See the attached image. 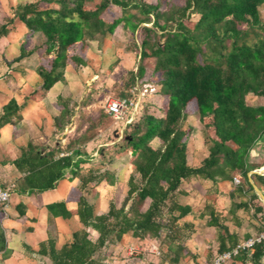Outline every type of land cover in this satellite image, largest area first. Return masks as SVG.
<instances>
[{
  "label": "trees",
  "instance_id": "trees-1",
  "mask_svg": "<svg viewBox=\"0 0 264 264\" xmlns=\"http://www.w3.org/2000/svg\"><path fill=\"white\" fill-rule=\"evenodd\" d=\"M46 1L57 2L58 6L43 9L39 1L18 3L8 21L0 26V37L7 34L8 24L18 20L31 34L41 33L45 38L40 46L30 50L21 45L19 55L13 59L20 62L35 52L44 61L36 69L42 83L32 97L39 100L45 97L65 77L69 63H84L83 55L75 50L77 45L95 34L112 32L121 24L132 34L135 29L140 30L139 63L131 82L145 81L146 71L150 69V80L161 85L164 115H142L132 132L125 135L124 142L132 155L138 180L134 176L128 180L121 207L111 202L102 213H95L83 190L92 182L112 183V175H98L92 170L82 174L80 165L88 158L84 150L74 147L80 138L71 142L65 155L58 148L43 153L32 142L22 148L21 154L10 162L22 174L14 185L17 193L55 189L66 172L69 181L80 182L79 186L70 188L64 200L51 202L46 209L54 218H74L81 225L82 234L73 231L59 248L48 237L41 242L37 254L48 257L51 264H105L97 254L121 235L130 233L156 239L166 231V237L174 241L179 236L175 223L188 215L191 207L172 201L171 197L188 178L209 180L218 188L220 182L238 177L241 184L231 190L230 197L252 194L248 201L242 200L234 206L252 210V216L261 221L259 230L263 231L260 218H264V205L249 182L248 172L262 165L251 164L249 155L259 142L264 144V104L250 105L246 97L251 94L264 98V34L252 43L246 37L260 23L258 6L264 0H183L182 6L172 11L162 10L165 0ZM129 8L136 12H129ZM191 14H198L199 18L193 22ZM130 95L127 92L120 97ZM21 108L11 98L2 107L0 129L19 115ZM194 112L200 115L210 143L208 155L199 166L187 163L191 127L182 128L187 116ZM55 121L60 126L59 118ZM250 177L259 188L264 187V173H253ZM146 200L149 204L142 210ZM129 201L131 204L125 209ZM69 202L75 206L70 208ZM205 208L209 210L206 225L218 232L217 253L236 247L239 244L236 234L224 235L221 230L227 227L219 222L212 204ZM165 209L170 216L167 220ZM16 210L19 218L28 220L23 203H18ZM174 212L178 214L175 216ZM1 214L0 209V217ZM91 233H95L94 238ZM4 242L0 231L1 250ZM170 248L174 249L172 245ZM263 257L264 239L232 256L237 264H264Z\"/></svg>",
  "mask_w": 264,
  "mask_h": 264
},
{
  "label": "rangeland",
  "instance_id": "rangeland-1",
  "mask_svg": "<svg viewBox=\"0 0 264 264\" xmlns=\"http://www.w3.org/2000/svg\"><path fill=\"white\" fill-rule=\"evenodd\" d=\"M34 1H39L43 9L58 6L57 2L46 0H0V26L8 21L16 4ZM182 4L183 0H165L161 7L162 10L172 11L180 8ZM129 12L134 13L136 9L129 8ZM258 14L260 23L250 30L246 37L248 43L254 42L259 35L264 34V3L259 4ZM198 18V14L190 15L193 22ZM147 25L150 26L151 23ZM139 31V28L135 29L132 34L120 24L112 32L106 31L102 35L95 34L93 38L87 37L84 44L75 47L77 53L83 55L84 63H69L65 77L39 100L32 97V94L42 83L36 69L44 61L35 52L20 62H13V59L19 55L21 45L25 50H30L40 46L45 38L41 33L31 34L18 20L8 24L7 34L0 37V114L2 107L11 98H15L22 108L19 115L0 129V162H9L0 165V172L4 176L0 187L8 188L12 193L13 181L16 180L18 171L13 169L16 167L10 162L21 154L22 148L29 142L39 146L43 153L58 148L60 154L65 155L71 142L80 138L81 141L74 147L84 150L87 154L85 158H88L80 165L82 174H88L92 170L94 174L112 175V183L106 180L95 185L90 183L83 190L86 199L94 205L95 213L106 212L111 202L116 207L123 205L128 180L133 176L138 180L132 164V155L124 142L125 135L132 132L133 125L142 115H164L161 111V85L155 80H150V69L146 71L145 81L131 82L140 57ZM133 88H136L134 98L137 106L132 112L131 124L127 125L125 120L108 115L106 107L111 100L130 93ZM246 101L250 105L264 104V98L251 94L247 95ZM56 118H59L60 126L57 125ZM187 127H191L187 139V163L190 166H199L208 155L210 143L198 113H190L187 116L182 128ZM257 146L258 151L252 152L249 160L259 165L264 163V144L258 143ZM231 182L225 183L231 188L241 184V180L238 183L232 179ZM79 184L78 179L70 181L67 193L71 187ZM226 184L221 182L216 188L209 180L184 179L171 200L181 205L191 204L194 209L192 213L176 221L179 236L174 241L166 237V231L156 239L129 233L109 241L97 254L98 257L105 264H208L218 250V232L214 229L210 232L206 226L207 217L199 216L198 208L202 209L205 200L218 205L216 208L221 211L219 214H222L218 219L227 227L226 230H221L224 235L230 233V230H235L236 218H239L243 223L245 220L249 223V226L243 225V229L242 226L236 229L240 238L246 239L245 235L249 230L254 231L252 238L257 237L261 231H255L256 228L251 227L252 220L246 218L247 212L234 206L242 198L240 195L227 197L231 191ZM168 202L171 204V201ZM68 204L70 208L75 206L73 202ZM130 204L131 201L127 202L125 209H128ZM148 204L149 200H146L142 210L146 209ZM0 209L5 215L8 214L9 209ZM164 212V219L167 220L169 213L166 209ZM249 212L252 216L253 211ZM174 214L176 216L178 213ZM49 227L51 234L58 241V246L62 245L73 231L82 234V227L74 218L55 223L51 219ZM248 233L251 236V233ZM90 236L94 238L95 233ZM170 245L174 249L170 250Z\"/></svg>",
  "mask_w": 264,
  "mask_h": 264
},
{
  "label": "crops",
  "instance_id": "crops-1",
  "mask_svg": "<svg viewBox=\"0 0 264 264\" xmlns=\"http://www.w3.org/2000/svg\"><path fill=\"white\" fill-rule=\"evenodd\" d=\"M259 143H261V142H259ZM258 148H259V146H256L255 149H253L251 151L249 156H252V152L253 153L257 152ZM16 157L17 156H15V158ZM15 158H12V159L14 160ZM2 162H0V165L2 164ZM249 162L251 164H253V160H249ZM13 169L15 171H18V170H16V168H13ZM253 170H256L257 172H260V173H264V163L261 166L256 167ZM251 175L248 174L249 182L251 180L252 183L256 185L255 181L250 177ZM21 176H22V174L18 171V176H17L16 180L19 179ZM68 176H69V172H66L65 177L58 181L57 187L55 189L47 190V191H44L41 193H33V194L17 193L13 187L16 183V180L13 181L14 185H12L13 190H12V193L10 194L9 205L5 209H3V210L9 209V211L7 212L8 214L5 215L4 211H2V214L0 217V231L3 233L4 238H5L4 249H2V250L0 249V264H51V261L49 260V258L45 257V256L41 257L40 255L37 254V250H38L41 242L45 241L48 237H52L56 241V245L58 248L61 247V245L58 246V241L51 234L49 222L51 219L54 223L58 222L59 220H63V219L54 218L51 215H49L48 211L46 209V205L53 202L52 200L60 201L62 199L63 200L65 199V197L67 195L68 188H69V183H70ZM3 177L4 176L0 172V182H1V179H4ZM3 181L6 182L7 180H3ZM225 182H227V181H224L222 183L226 184ZM228 182L232 183L231 181H228ZM220 184H221V182L219 183V185ZM227 188L230 189L229 191H231L233 189L229 186V184L227 185ZM259 190L262 193V195L264 196V187L261 186L259 188ZM251 194H252V192H246L243 195H240V197L242 199H240L239 202L242 200L248 201ZM227 197L230 198L229 195H227ZM260 199H261V197H260ZM20 202L23 203L26 207V217L28 218V220H26V221L19 218V214L17 213V210H16V206ZM239 202H237V203H239ZM262 203H263V200H262ZM207 204H208V201L205 200L202 209L198 208V210H200L199 216L204 215L208 219L209 210H207V211L205 210L206 209L205 207ZM188 205L191 207L190 213H192L194 208L191 204H188ZM212 206H213V210L215 212V215L217 217H221L222 214H219L221 211L216 208L218 205L216 206V205L212 204ZM246 212H247L246 218L247 219L251 218V220H252V222L250 224L251 227L256 228L255 231L259 230V227H260L259 223L261 221L259 222V219H255L253 216H250L249 214H251V213L249 211H246ZM34 218L37 220L36 223L29 221V219L33 220ZM260 219L261 220L263 219L262 224H264V218L261 217ZM236 220H237V222L234 226L235 230H230V233L236 234L239 244L244 242V240H246V239L248 240V239L254 237L252 235V233H254V231L252 232L248 228L249 231L248 230L247 231L251 233V236L247 232V234L245 235L246 239H244V237H242L243 238V240H242V238H240V235L238 234V231L236 229H238L239 226H242L241 228L243 229L244 228L243 225L249 226V223L245 222L246 220L243 223L242 220L239 218H236ZM219 222H220V220H219ZM206 226L210 232H211V229H214L216 231L215 227L208 226V225H206ZM262 232H264V230L261 231L260 233H262ZM256 236H258V235H256ZM216 239H218L217 236H216ZM217 241H218V248H219L220 241H219V239ZM216 254H217V252L214 254V256ZM262 261L264 263V257H263ZM225 264H237V261H235L233 258H231Z\"/></svg>",
  "mask_w": 264,
  "mask_h": 264
},
{
  "label": "built area",
  "instance_id": "built-area-1",
  "mask_svg": "<svg viewBox=\"0 0 264 264\" xmlns=\"http://www.w3.org/2000/svg\"><path fill=\"white\" fill-rule=\"evenodd\" d=\"M152 90H155L151 87ZM130 91L131 95L129 97H118L116 99L111 100L106 107V113L110 116H113L119 120H125L126 124L130 123L132 120V115L135 107L137 106L136 99L134 98V90ZM130 118V119H129ZM236 182H240L237 177L233 178ZM10 190L8 188L0 187V206L2 209L8 207L10 202ZM260 239H264V232L260 233L255 238H250L229 251L217 253L213 259L208 264H225L228 260L232 258L233 255L238 253L239 249L248 248L253 245L254 242L259 241Z\"/></svg>",
  "mask_w": 264,
  "mask_h": 264
},
{
  "label": "water",
  "instance_id": "water-1",
  "mask_svg": "<svg viewBox=\"0 0 264 264\" xmlns=\"http://www.w3.org/2000/svg\"><path fill=\"white\" fill-rule=\"evenodd\" d=\"M253 173H257V171H256V170H252V171H249V172H248L249 175H251V174H253ZM250 182H251V185H252L253 189L255 190V192H256V193L261 197V199L263 200V204H264V196H263L262 193L260 192L259 188H258L255 184H253L251 180H250Z\"/></svg>",
  "mask_w": 264,
  "mask_h": 264
}]
</instances>
